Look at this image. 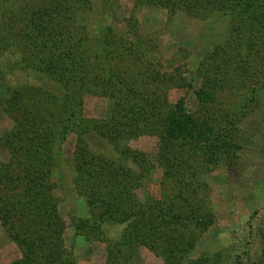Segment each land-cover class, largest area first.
I'll use <instances>...</instances> for the list:
<instances>
[{
  "label": "trees",
  "instance_id": "16d2710c",
  "mask_svg": "<svg viewBox=\"0 0 264 264\" xmlns=\"http://www.w3.org/2000/svg\"><path fill=\"white\" fill-rule=\"evenodd\" d=\"M51 2L48 7L32 5L0 15V57L11 65L10 73L24 64L35 73L33 80L53 85L58 94L35 88L25 79L10 86L0 72V106L13 123L10 132L0 133V222L21 252L14 264H74L63 248L51 181L62 158L61 145L71 133L77 137L72 159L76 190L91 209H102L95 219L124 226L120 242L108 248L106 264H131L140 247L164 264H198L187 256L210 223L207 176L227 160L237 159L231 143L235 135L223 134L222 120L217 123L208 107L213 104L208 92L214 84L211 77L219 68L213 63L229 54L239 60L237 64L245 55L264 66V55H259L264 50V0H136L140 7L203 21L212 15L230 19L228 44L196 69L201 85L195 97L203 110L196 117L182 101L169 106L162 97L161 90L172 87V77L149 58L156 50L152 38H140L139 28L131 23L125 25V33L106 28L90 37L81 30L77 13L79 7L87 15L89 0ZM235 37L242 47L233 52L229 44ZM16 38L21 43L13 45ZM11 47L19 57L24 53V59L3 57ZM228 64L224 61L221 71ZM241 72L236 84L253 82L247 70ZM178 84L186 86L184 81ZM85 96L108 100L105 120L83 118ZM28 106L35 117L21 115ZM40 107L44 110L37 116ZM236 113L242 116L241 109ZM143 136L157 140L155 166L122 145ZM88 137L99 145L89 147ZM156 167L162 171L159 199L148 197L142 203L135 192Z\"/></svg>",
  "mask_w": 264,
  "mask_h": 264
},
{
  "label": "rangeland",
  "instance_id": "374dc122",
  "mask_svg": "<svg viewBox=\"0 0 264 264\" xmlns=\"http://www.w3.org/2000/svg\"><path fill=\"white\" fill-rule=\"evenodd\" d=\"M42 4L48 7L52 2L51 0H0V15L23 9L26 11L32 5ZM89 5L85 10L87 15L83 9L77 7L81 30L94 38L99 29L111 28L125 33V25L134 24V29L139 28L140 38L154 40L156 50L149 58L162 72L172 77L170 82L172 87L161 90L166 104L174 106L182 101L186 111L193 117L203 112L202 104L195 97L201 85L196 69L198 64L206 57H211L218 47L225 42L228 44L230 30L233 28L228 17L212 15L203 21L185 13L170 14L165 9L140 7L136 0H89ZM237 40L238 37H235V44L233 41L229 44L233 52L237 46L242 47ZM20 43L18 38L12 41L13 45ZM10 49V52L3 57L12 61L24 59V53L19 57L16 49L13 47ZM259 55L263 56L264 50L259 51ZM226 57L225 59L218 56L215 59L217 63H213V65L218 64L219 68L213 71L211 77L214 84L208 92L213 97V104L208 107L211 113L216 115L217 123L222 120L220 123L224 128L223 134L235 135L231 143L234 145L233 150L237 151V159L232 160L233 163L227 160L226 164L214 168L207 176L209 204L206 212L210 223L206 231L194 239V247L188 254L187 260L198 264H257L261 259L262 264L264 262V66L260 61L255 64L252 58L245 55L242 64L240 62L237 64L236 61L239 60L234 61L229 54ZM224 61L229 62V67L223 72L220 67ZM209 64L212 63L209 61ZM10 68L11 65L0 57V72L5 76L4 81L10 86L25 79L35 88L39 86L50 91L51 95H58L53 85L33 80L35 73L27 70L24 64H21L16 71H12L14 72L12 74ZM243 70H247L252 75L253 82L251 80L250 83L241 86L236 84V74H243L241 72ZM179 81H184L186 86H180ZM33 109L28 106L25 111L21 110V115L29 116L31 113V117H35L36 113L31 112ZM82 109L84 119L102 121L108 115L109 102L104 97L85 96ZM236 109L242 110V116L236 113ZM2 110L0 106V133H7L12 130L13 123ZM42 110L44 108L40 107L37 116L42 114ZM76 139L74 133L67 136L61 145L60 163L51 173L58 216L63 226L61 237L63 248L72 256L74 264H106L108 248L120 242L124 226L95 219L94 216L101 213L102 209H91L86 198L76 190L72 165ZM86 142L91 148L99 145L95 138L88 137ZM122 145L144 155L149 166H155L154 159L157 153L155 138L143 136ZM103 150L104 153L112 155L110 150ZM161 181L162 171L157 167L144 176L140 188L135 192L138 201L144 203L148 197L158 200ZM83 222L85 224H82ZM20 258L19 248L8 239L0 222V264H14ZM130 263L164 264L158 255L142 247L138 248L134 260Z\"/></svg>",
  "mask_w": 264,
  "mask_h": 264
}]
</instances>
